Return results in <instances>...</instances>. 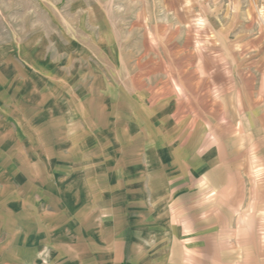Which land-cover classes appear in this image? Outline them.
I'll use <instances>...</instances> for the list:
<instances>
[{
  "label": "rangeland",
  "instance_id": "1",
  "mask_svg": "<svg viewBox=\"0 0 264 264\" xmlns=\"http://www.w3.org/2000/svg\"><path fill=\"white\" fill-rule=\"evenodd\" d=\"M169 9L0 0V264H189L198 214L182 208L214 200L202 170L216 150L184 108L199 89ZM223 248L232 264L256 256Z\"/></svg>",
  "mask_w": 264,
  "mask_h": 264
},
{
  "label": "crops",
  "instance_id": "2",
  "mask_svg": "<svg viewBox=\"0 0 264 264\" xmlns=\"http://www.w3.org/2000/svg\"><path fill=\"white\" fill-rule=\"evenodd\" d=\"M164 5L189 27L183 70L199 93L184 108L197 112L198 133L206 135V149L216 150L202 170L204 195L212 191L214 200L182 208L198 214L189 218L197 234L184 235L182 257L189 264H232L239 261L223 247L242 246L256 255L242 262L254 264L264 255V233L255 232L264 230V0ZM255 175L261 176L257 182ZM228 229H235L233 241L225 237Z\"/></svg>",
  "mask_w": 264,
  "mask_h": 264
}]
</instances>
